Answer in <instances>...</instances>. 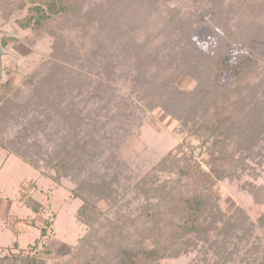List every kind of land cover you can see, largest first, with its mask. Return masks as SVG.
<instances>
[{
    "label": "rangeland",
    "instance_id": "rangeland-1",
    "mask_svg": "<svg viewBox=\"0 0 264 264\" xmlns=\"http://www.w3.org/2000/svg\"><path fill=\"white\" fill-rule=\"evenodd\" d=\"M11 1L0 0V6ZM70 1L76 4L77 14L55 20L36 34L17 26L16 21L20 19L17 14L11 13L5 18L0 12V44L2 37L17 40L2 47L1 59L0 85L7 83L9 91L5 90V95L16 105L6 113L0 109V148H3L0 150V247L3 248L0 256L9 252L17 255L20 251L25 255L28 246L39 238L43 221L48 220L52 226L47 231L46 242L44 246L43 240L39 242L35 250L46 264H85L91 255L100 264H111L120 250L152 248L178 223L179 215L173 214L174 207L168 206L172 197L169 193L182 190L185 181L179 173L182 164L162 163L169 152H174L176 158L180 153L192 155L203 170H208L209 146L202 144L199 131L210 127L209 123H202V118L208 112L213 113L220 100L216 90L209 87L214 68L198 60L203 57L210 61L225 51L229 64L234 65L241 55L252 52L249 69L234 79L223 80L219 86L221 94H229L230 103L229 112L222 116L235 121L233 125L238 134L227 141L228 153L233 152L238 141L248 139L249 132L255 134L261 130L255 126L264 123V0L250 3L239 0L238 8L233 7L235 0ZM218 1L224 2L225 7L232 3L233 16L226 24V35L225 26L217 25L216 31H210L213 13L208 9ZM23 4L24 8L30 6L27 0ZM242 4L247 10L252 5L250 19L239 15ZM22 12L25 16L24 9ZM147 14L152 15V23L145 22ZM185 29L192 32L189 37L183 35ZM173 31L174 36L170 37ZM162 36L166 39H161ZM221 39L231 41L226 50L219 46ZM134 52L141 60H138L140 65L133 62L131 67L129 61ZM196 59L199 65L194 71L191 65ZM155 64L160 69L156 70L158 80L165 81V86L170 82L169 78H161L163 72L173 77L180 91L205 92L193 98L192 103H184V106L196 107L194 111L187 107L167 110L169 102L161 90L149 96L141 94L152 82L149 80L154 68L151 71L146 68ZM140 66L145 68L142 70ZM53 68L60 95L51 89ZM33 77L38 81L46 78L41 94L25 83V79ZM81 80L87 82L86 87H80L78 98L85 90L98 87L101 81L109 82L110 90L116 94L115 101L122 98L127 103H135L130 111L136 118L117 119L106 111L116 120L99 119L95 131L88 115L83 122L72 124L76 134L67 137L68 123L59 118V111L55 113L49 108L48 102L59 99L60 107L67 111L78 88L71 84ZM208 93L214 96L211 103L205 99ZM93 103L97 105V101ZM243 103H246L244 111ZM104 104L103 100L99 105ZM37 106L41 111L36 110ZM84 106H77L83 117L88 111ZM91 107L95 108L93 105L88 108ZM24 111L29 112L24 114ZM245 112L251 115V120H246ZM37 116L41 123L33 131L30 117ZM102 133L110 140L100 141ZM89 135L93 145V141H88ZM259 136L257 145L262 146L264 135ZM62 137L67 138L65 144ZM109 141L113 147L107 145ZM64 145L74 150L78 169H71L66 177H60L58 184L16 157L25 155L42 172L53 176L54 172L43 165L54 159ZM248 150L254 153L261 149L248 147ZM250 152L246 149L233 152L234 158L227 161L228 168L231 167L230 179L219 182L214 192L218 199L214 214L237 225L241 221L245 227L250 223L255 225L250 241L242 242L238 256H233L235 264L246 261L258 264L264 254V227H258V218L264 213V155L251 158ZM88 155H95L94 162L85 165ZM87 175H92L100 190L89 191L90 184H87L78 193L80 199L75 198L71 190L83 178H89ZM29 181H34L36 186L31 187ZM28 196L43 206V213L35 214L24 207ZM237 234L241 235L242 231L238 230ZM13 242L24 250L11 248ZM6 247L10 249L5 250ZM207 248L204 241L190 236L176 246L179 253L171 252L169 257L151 264H204V258L212 264L215 256L212 251L204 255Z\"/></svg>",
    "mask_w": 264,
    "mask_h": 264
},
{
    "label": "trees",
    "instance_id": "trees-1",
    "mask_svg": "<svg viewBox=\"0 0 264 264\" xmlns=\"http://www.w3.org/2000/svg\"><path fill=\"white\" fill-rule=\"evenodd\" d=\"M14 1V2H12ZM11 4L5 3L2 7L0 6V12H2V15H6L5 18H7L8 15L11 13L17 14V16H20V19L16 21L17 26L22 29V30H28L33 33H39L42 29L47 27L51 22L58 20L60 18H65L69 14H77L76 7L74 2L70 0H27L28 3H30L28 8H24L23 0H12ZM249 3L251 0H248ZM205 2V1H204ZM239 0H235L233 2V7L239 6ZM16 3V4H15ZM194 4V3H193ZM223 5V6H222ZM232 3L227 5L226 8L224 2L218 1L215 4H212V8L208 9L209 12H212L213 15L211 16V24L212 27H210L211 30H215L218 28L217 25L225 26L223 27L225 32V35L228 31L226 28L227 22L230 21L231 17L233 16L231 7ZM252 5L249 6L248 10L245 8V5L242 4L240 7H242L239 11V15H243L248 17L249 19L251 18L250 15V8ZM201 7V4L199 6ZM231 8V9H230ZM238 8V7H237ZM23 9H24V14L23 15ZM198 9V8H197ZM230 9V10H229ZM236 9V8H234ZM203 10H206L204 8ZM202 10V11H203ZM233 10V9H232ZM248 11V13H247ZM249 14V15H248ZM262 17V16H261ZM151 14H147L145 17V22L147 23H152ZM6 20V19H4ZM152 20V21H151ZM210 20V19H209ZM176 31V30H175ZM173 31L170 35V37L174 36ZM184 32V33H183ZM178 33V32H176ZM182 33L184 36H190L192 34L191 31H185L182 30ZM224 35V34H223ZM169 37V38H170ZM185 38V37H184ZM161 39H166L163 36ZM180 43V39L178 40ZM17 40L13 38H8V37H2L1 38V44L3 48H6L8 44H14L16 43ZM228 40H222L220 41L219 46L223 47L225 50L228 48L230 45L231 41L228 43ZM229 44V45H228ZM179 45V44H178ZM179 47V46H178ZM138 53L134 52L132 53L130 59V66L133 67V62L135 65H140L139 64V59L138 58ZM252 52L248 53L247 56H242L238 58L236 61V64L231 65L229 64L230 58L228 55L225 54V51L222 54L216 55L215 59H202L198 60L200 63H205L209 64V66H212L214 68V73L211 78L210 86L211 88L215 89L217 94L216 96L220 100V103L218 106L215 107L214 112H208L205 114V118L208 119L206 120L205 118H202V123H209L210 127L208 128H201V132L199 131V134L202 136V144L203 145H208L209 151H208V158L206 162V166L208 167V170H203L200 166V164L194 159L192 155H185L181 154L180 156H175L173 154L174 152H169L167 156H165L162 160V163H173V165L177 162L182 164L181 168L179 170V173L183 177V180L185 181L183 184V189L180 190L179 192L174 193H169L172 194V197L169 198V207L173 208L174 211L173 214H177L178 216V223L174 224L170 232L167 233L166 235H163L161 237V242L160 240L158 242H155V245L150 248V249H124L120 250L118 252V258L114 260L111 264H151L155 262H159L160 260H163L167 257H169V253H179L178 250H176V246L179 245L183 239H187L190 236L196 237L200 239L201 241H204L205 244H208V248L206 250L207 252H211L215 256V260L213 261L212 264H235V258L233 256H238V251H239V245L242 242H249L250 237H251V230L255 228V225L250 223L248 227H245V222L241 221L240 224H235L234 222H229V221H223L220 215L214 214L213 213V208L217 205V198L215 197V189L217 187V184L219 182H224L227 178L230 177L229 170L228 168L229 163L227 162L228 160L233 159L234 153L241 152L242 150L246 151H251L248 150V147L250 149L255 148H260L261 150L254 152V153H249L251 158H254L258 156L259 158H262L264 155V145L260 146L259 144L257 145L258 138L260 137L259 135L263 134L264 135V123H258L255 126V129L260 128L261 130L258 132H255V134H252L249 132L250 136L248 135V139H244V141L240 140L236 143V146H234V150L232 153H228V142L229 140H232L233 138L235 139V136H237V130L235 126L233 125L234 122H230L229 118L226 116H222L224 112L227 114L229 112L230 103L228 102V95L229 94H221V90L219 86H221V83L223 80L227 78L234 79L238 77L244 70L249 69L250 65L252 64ZM163 59V58H162ZM204 59V60H203ZM133 60V61H132ZM168 60L165 58V61ZM147 62H151L148 59H146ZM196 59V62L191 65V69L195 71L197 70V67L199 65V62ZM216 61V62H214ZM145 62V61H144ZM207 62V63H206ZM147 65V64H146ZM154 67L151 68V65L146 68L147 69H153L154 71H151V79L149 80L151 83H149V88L147 90L143 91L142 89H139L141 94L143 95H150L153 94L157 90L163 91V97H165L168 102H169V108L167 110L172 109L174 110L176 107L178 109L181 107H187L190 111H194L196 107L192 106H184V103L190 102L192 103L193 98H197V95H202L205 94L203 91L195 90L191 92H185V91H180L177 88V85L174 83L172 80L173 77L164 75V72L162 73V79L164 77L169 78V82L165 86V81L161 82L159 79V75H157L159 69L158 64L153 65ZM140 68L143 70L145 68L141 67ZM158 70V71H156ZM163 70V69H162ZM55 72L56 69L51 70V75L50 78L52 81V88L54 91L60 95L59 92H61L60 86L56 85L55 83ZM155 72V73H154ZM173 76V74H172ZM171 77V79H170ZM175 77V76H174ZM160 78V79H161ZM46 78L43 77V79L38 81V78L35 79L32 78H27L25 79V83L31 88V89H36V92L41 94L43 92V86L45 85ZM138 81V80H137ZM87 81L81 80L76 82L75 84L71 85H77V93L72 96V99L67 107V111L62 110L60 107L61 101L59 99L57 100H52L48 102L49 108L53 110V112L56 113V111H59L58 115L59 118L63 119L64 122L68 123L67 126V131H68V136L70 135H75L76 131L72 124L74 122H83L88 115L91 116L90 121L91 122V127L95 128V131H97V124L99 122V119L105 118L107 119V122H114L115 117L113 115H108L106 111H108L110 114L116 115V118H127L128 120L136 118L132 113H131V108L135 105V103H127L125 99H116L115 101V96L116 94L112 92L110 89L112 88L109 85V82H103L101 81L98 85V87H94L92 91L89 89L85 90L83 96L81 95V86L86 87L85 83ZM161 82V83H160ZM47 84V83H46ZM88 84V83H87ZM67 86H70L67 85ZM107 88V89H106ZM109 88V90H108ZM210 88V89H211ZM5 90L9 91L7 88V83L4 85H0V109L3 113L8 112V110L16 105L13 103V101L5 95ZM63 90V89H62ZM142 90V91H141ZM52 90H50V93ZM215 92V91H214ZM57 95V96H58ZM205 99L212 102V99L214 96L212 93H208ZM221 97V99L219 98ZM130 99V98H129ZM94 100V101H92ZM105 101L106 104L104 105H99L100 102ZM97 101V105L96 102ZM225 103V104H224ZM57 104V105H56ZM85 105L84 108L87 107L88 111L86 112L87 114L85 117L81 116L79 113V109H77L79 105ZM182 104V105H181ZM246 103H243L241 105V109L244 111L245 110V105ZM95 106V108L91 107L88 108L89 106ZM191 105V104H190ZM200 105V103H199ZM97 106V107H96ZM58 107V109H57ZM180 108V109H181ZM37 111H41V109H38L37 106ZM35 113H42V112H36ZM233 111L236 112V109ZM29 111H24V114H28ZM240 111L236 112L240 115ZM230 115V114H229ZM232 115V114H231ZM242 115V114H241ZM240 115V116H241ZM244 117L246 120H251V115H248V112H245ZM211 118V120L209 119ZM250 118V119H249ZM109 119V120H108ZM116 120V119H115ZM211 121V122H210ZM106 122V123H107ZM41 121L39 120V117H30V126L31 130H35L36 125H40ZM104 123H102V128ZM202 125V124H201ZM200 125V126H201ZM198 126V129L199 127ZM258 131V130H256ZM92 134V133H91ZM199 135V136H200ZM258 137H255V136ZM90 137V138H89ZM65 137H62V144H65L64 141L67 139H64ZM88 141H93L91 144L93 145L94 140L91 135L88 137ZM110 140V137H108L105 133L101 134V139L100 141H107ZM256 141V142H255ZM254 142V143H253ZM113 147V143L109 141V144ZM255 145H257L255 147ZM3 149V148H2ZM1 148L0 150L3 151ZM103 154V152H101ZM9 155V154H8ZM74 150H69L68 148H65V145L61 148V150L56 153L54 159H50L48 161H45L44 167L48 168L51 172H54V175L52 176L47 172H42L41 169L35 165L31 160L27 159V157L18 155L17 158L22 159L23 162H25L27 165L32 167L33 169L39 171L40 173L43 174L44 177L52 180L55 183L60 182V177H66L68 175L69 171L71 169L76 170L78 169L77 164L78 160H76ZM95 158V155H88V159H86V164H90L91 162L93 163ZM235 161V160H234ZM233 161V162H234ZM77 171V170H76ZM78 173V172H76ZM92 175L88 176L89 178H83L84 180L82 182H79V186L75 188L74 190H71V193L75 198H79L80 191L82 192V187H86L87 184H90L89 191H99V187L97 186L96 183L93 182ZM96 177V175H94ZM230 179V178H229ZM28 184L31 187H35L36 183L34 181H29ZM181 186V185H180ZM174 195V196H173ZM172 198V199H171ZM80 199V198H79ZM83 203L88 204L86 200L82 199ZM165 201V200H164ZM172 203V205H171ZM24 207H26L28 210L35 214L43 213L44 209L43 206L39 203H37L31 196L26 197L25 202H24ZM34 223V222H33ZM31 222V225H33ZM52 226L51 222L48 220L43 221V226L41 229H39V238L34 241L33 245L28 246V251L25 253L24 252H18L17 255L15 253L9 252L6 255H3L2 257L0 256V264H46V260L41 258L39 254L37 255L35 250L38 247V243L41 242L42 240V245L44 246V243L46 242L47 239V231L48 229ZM258 227H264V213L261 214L258 218ZM240 230L242 231V234H237V231ZM212 237H216L217 239L213 240ZM80 243V242H79ZM42 246V247H43ZM41 247V248H42ZM11 248L14 249H22L19 248L17 242H13ZM257 248V247H256ZM5 250L10 249V247L4 248ZM3 251V248L0 247V252ZM255 251V250H253ZM264 251V249L262 250ZM39 252V251H38ZM249 254V253H248ZM247 255V253H246ZM177 257V254L175 255ZM175 256L173 258H175ZM260 257V256H259ZM258 257V260H259ZM235 259V260H234ZM242 260V261H241ZM204 264H208L207 259H203ZM240 263H243V258L240 259ZM85 264H100L99 259L91 255V257L87 258V261H85ZM245 264H248V261L245 262ZM255 264V263H253ZM258 264H264V254L261 260L258 262Z\"/></svg>",
    "mask_w": 264,
    "mask_h": 264
},
{
    "label": "water",
    "instance_id": "water-1",
    "mask_svg": "<svg viewBox=\"0 0 264 264\" xmlns=\"http://www.w3.org/2000/svg\"><path fill=\"white\" fill-rule=\"evenodd\" d=\"M0 35H1V33H0ZM3 55H4V52H3L2 46L0 44V80H1V77H2L1 76V59H2Z\"/></svg>",
    "mask_w": 264,
    "mask_h": 264
}]
</instances>
